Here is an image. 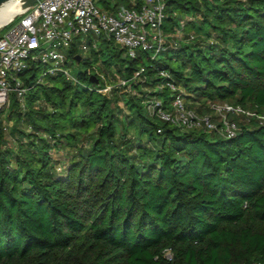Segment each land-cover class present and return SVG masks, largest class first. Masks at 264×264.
<instances>
[{
    "label": "trees",
    "instance_id": "16d2710c",
    "mask_svg": "<svg viewBox=\"0 0 264 264\" xmlns=\"http://www.w3.org/2000/svg\"><path fill=\"white\" fill-rule=\"evenodd\" d=\"M164 1L165 31L189 15L195 39L154 59L141 49L124 59L104 40L84 57L77 41L78 82L40 81L43 63L20 74L25 107L12 92L0 109V264H264V124L239 121L223 138L146 104L169 108L182 92L198 111L226 101L264 114V0ZM96 2L109 12L144 4ZM89 67L107 81L143 72L105 95ZM163 70L180 91L159 89Z\"/></svg>",
    "mask_w": 264,
    "mask_h": 264
},
{
    "label": "built area",
    "instance_id": "2783aa9c",
    "mask_svg": "<svg viewBox=\"0 0 264 264\" xmlns=\"http://www.w3.org/2000/svg\"><path fill=\"white\" fill-rule=\"evenodd\" d=\"M164 0H144L140 8L120 6L115 12L100 8L96 0H38L32 7L7 23L9 28L0 36V109L10 104V94L16 92L23 107L27 88L20 74L34 63L49 65L46 74L63 73L74 82L71 74L69 53L73 43L79 41L81 50L97 49L100 40L114 42L124 48L130 57L138 50L150 52L154 59L170 47H177L183 40H193L196 34L186 32V25L193 20L186 15L180 18L175 35L164 29L166 20ZM6 27V28H7ZM92 38V43L88 42ZM171 39V40H170ZM94 69V71H92ZM88 69V75L104 80L97 67ZM143 69L130 79L120 78L119 86L130 88L132 81L141 79ZM167 81L159 89L168 87L180 91L169 78L170 73L161 71ZM104 88L98 91L104 92ZM147 109L163 121L185 129L213 132L223 138L234 137L240 129L239 118L252 119L264 124V114L230 102H209L210 113L198 111L185 101L184 94H176L170 107H165L157 97L146 99Z\"/></svg>",
    "mask_w": 264,
    "mask_h": 264
},
{
    "label": "rangeland",
    "instance_id": "374dc122",
    "mask_svg": "<svg viewBox=\"0 0 264 264\" xmlns=\"http://www.w3.org/2000/svg\"><path fill=\"white\" fill-rule=\"evenodd\" d=\"M17 5H19V3L17 4H12L9 8L8 7H5V8H2L1 10H0V36H2V34L9 28V26L7 27V23L11 20V19H14V18H16L17 16H19L20 14H22L23 12H25L26 10H20V8H18L16 11H14V12H11V9L12 8H14L15 6H17ZM21 5V4H20ZM7 27V28H6ZM186 32L187 33H189V32H192V30L190 29V28H188L187 30H186ZM192 33H194V34H196L195 32H192ZM167 34L168 35H170L171 37L172 36H174L176 33H175V31H173V32H167ZM171 40V39H170ZM99 43H100V41H98ZM183 42H187L186 40L184 41H181L180 43H183ZM82 54H83V56L84 57H87V53L85 52V51H83V50H81L80 51ZM128 54L126 53V52H123L122 53V57L124 58V59H126V58H128V56H127ZM102 57H101V59L102 58H104V55H101ZM70 62H72V59H70L69 60ZM69 62V66H70V69H71V74L72 75H74V76H76V73H77V71L78 70H80V71H84V66L83 65H79V64H77V65H72L71 63ZM118 62H120L119 60H118ZM102 60L100 61V65H102ZM96 64V65H95ZM97 64L98 63H94L93 62V65L92 66H97ZM104 64V63H103ZM170 64L171 65H175L173 62H170ZM90 69H92L93 67H89ZM116 67H114L113 66V72H116ZM92 71H94V69H92ZM105 73V76H104V80L105 79H107V76H106V72H104ZM116 80V81H115ZM119 81H120V78H115L114 76H111V75H109L108 74V81L107 80H105V82H107L106 83V89H104V94L105 95H110V93H111V91H112V89L114 88V87H116V86H119ZM129 88V87H128ZM185 93L186 94H188L189 92H187V91H185ZM201 105L199 106H197V108H201V107H206L207 105H203L202 103H200ZM208 108V107H207ZM210 110V109H209ZM207 113H210V112H207ZM239 121L240 122H243V121H246V120H244L243 118H239Z\"/></svg>",
    "mask_w": 264,
    "mask_h": 264
},
{
    "label": "water",
    "instance_id": "95a60500",
    "mask_svg": "<svg viewBox=\"0 0 264 264\" xmlns=\"http://www.w3.org/2000/svg\"><path fill=\"white\" fill-rule=\"evenodd\" d=\"M12 1L21 2V10H27L32 7L38 0H0V8ZM90 81L98 83V78L96 76H91Z\"/></svg>",
    "mask_w": 264,
    "mask_h": 264
},
{
    "label": "bare ground",
    "instance_id": "6f19581e",
    "mask_svg": "<svg viewBox=\"0 0 264 264\" xmlns=\"http://www.w3.org/2000/svg\"><path fill=\"white\" fill-rule=\"evenodd\" d=\"M18 4L19 3V5H17V6H15L14 8H12L11 9V12H14V11H16L18 8H20V10H21V2H15V1H12V2H9L8 4H6L5 6H3L2 8H5V7H10L12 4ZM2 8H0V10L2 9Z\"/></svg>",
    "mask_w": 264,
    "mask_h": 264
},
{
    "label": "crops",
    "instance_id": "0c3cea01",
    "mask_svg": "<svg viewBox=\"0 0 264 264\" xmlns=\"http://www.w3.org/2000/svg\"><path fill=\"white\" fill-rule=\"evenodd\" d=\"M198 105L200 106L201 104H196V106H198ZM198 109H199V111L204 112V113L210 112L209 104L206 107H201V108H198Z\"/></svg>",
    "mask_w": 264,
    "mask_h": 264
}]
</instances>
